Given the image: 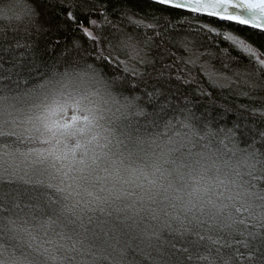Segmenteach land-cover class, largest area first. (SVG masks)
<instances>
[{
  "label": "snow or ice",
  "instance_id": "snow-or-ice-1",
  "mask_svg": "<svg viewBox=\"0 0 264 264\" xmlns=\"http://www.w3.org/2000/svg\"><path fill=\"white\" fill-rule=\"evenodd\" d=\"M43 4L0 6V264H264V0Z\"/></svg>",
  "mask_w": 264,
  "mask_h": 264
},
{
  "label": "trees",
  "instance_id": "trees-1",
  "mask_svg": "<svg viewBox=\"0 0 264 264\" xmlns=\"http://www.w3.org/2000/svg\"><path fill=\"white\" fill-rule=\"evenodd\" d=\"M33 2H36L39 4V8L43 12L44 17L46 18L48 16L49 12H48V9L46 7H44L43 0H33ZM8 3H9V0H0V6H5ZM130 6L133 7L134 10L137 13H140L141 15H143L144 12H150L151 13L154 11L151 7H149L148 0H131ZM155 15L159 16L160 13L156 12ZM164 15L165 16H171L173 19V23H176L179 20V16L176 13H164ZM203 22L209 24L212 27H216L218 30H220L221 42L219 43L218 47L221 49L229 48V44L222 41V34H223V31H225V30L232 31L235 34L240 35L241 37L249 36V32H248L246 26H243V28L238 27L235 24H232L231 26H229L228 24H226L224 22L218 23L215 19H206ZM11 23L15 24V21H12ZM8 24H9V21L0 20V25L7 26ZM67 35H69V37H70L71 33H67ZM252 39L255 41L256 47L264 46V36H256L255 33H253ZM207 47H208V45L205 44L203 47L200 48V51H204ZM231 55L236 56V55H238V53L235 51H232ZM204 59L207 60L209 58L205 57ZM241 59H243V57H241ZM243 62L245 64L248 63V61L246 59H243ZM211 63L215 69H220L222 71V69L220 68L221 61L219 59L213 60V61H211ZM5 66L7 67V65H5ZM181 67H184V66H181ZM232 67H235V65H232ZM231 74H232L231 71H229L228 75H231ZM193 75H195L197 77V81H196V84H193L191 86V88H188V90L190 92H192L193 94H195V89H196L197 84H201L206 89V91L211 94L210 96H205L202 98V102H203L202 106L211 104V105H213V111H220L221 108L218 106L236 109L237 103H240V104L249 103L248 100L243 98V97L237 99L234 95L230 94L228 89H220V88L214 89V88H212L211 85L208 84L206 76L204 74H202L201 72H199L198 70H194ZM184 87L187 88L188 86L185 85ZM252 106L257 107V108L261 107V105L258 102ZM243 114L245 116L250 115L248 112H244ZM234 119H235V116L230 113L228 115V118H227V123L230 125L232 120H234ZM255 119L257 121H260L262 118L260 116H257ZM222 123H223V121H222ZM259 126L264 127V124H259ZM149 131H151V129H149ZM26 200H27V197H22L21 203H23ZM26 211H28V210L25 209V212ZM37 215H39V213H37ZM144 226L145 225H143V224L141 225V227H144ZM70 228H71V226H69V230H70ZM55 231H60V228L56 227ZM53 235H54V233L51 231L48 233V236H44L43 233H41V232L37 233L38 238H41V239H48V238H51ZM134 243H138V241H136ZM140 260H141V258L135 252L129 250L127 256L125 257V264H139Z\"/></svg>",
  "mask_w": 264,
  "mask_h": 264
}]
</instances>
